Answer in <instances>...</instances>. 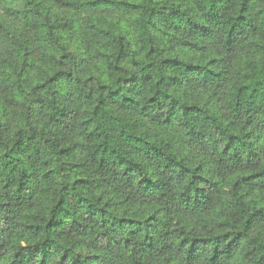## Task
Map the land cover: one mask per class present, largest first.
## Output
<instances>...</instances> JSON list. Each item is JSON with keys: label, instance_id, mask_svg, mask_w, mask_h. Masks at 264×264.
I'll use <instances>...</instances> for the list:
<instances>
[{"label": "trees", "instance_id": "obj_1", "mask_svg": "<svg viewBox=\"0 0 264 264\" xmlns=\"http://www.w3.org/2000/svg\"><path fill=\"white\" fill-rule=\"evenodd\" d=\"M0 264H264V0H0Z\"/></svg>", "mask_w": 264, "mask_h": 264}]
</instances>
